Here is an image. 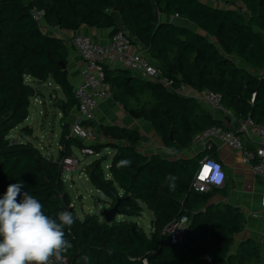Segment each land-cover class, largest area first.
Instances as JSON below:
<instances>
[{
	"label": "trees",
	"instance_id": "16d2710c",
	"mask_svg": "<svg viewBox=\"0 0 264 264\" xmlns=\"http://www.w3.org/2000/svg\"><path fill=\"white\" fill-rule=\"evenodd\" d=\"M221 4V5H220ZM33 7L45 11V26L57 31L118 27L113 11L119 13L124 29L165 77L200 91L221 95L223 108L236 118H250L264 125V0H0V198L10 184L23 182L44 205L46 215L55 217L70 211L75 219L65 228L72 244L66 254L70 264H264L258 241L247 238L233 250L235 236L243 232L245 218L240 207L227 202L211 203L212 188L199 192L193 180L204 155L165 158L146 155L139 149L145 141L140 131L100 124L99 145H84L66 122L77 106L69 80L70 50L58 34L46 33L32 16ZM157 11L185 19L198 27L161 21ZM218 45L221 47L219 48ZM241 61L242 63H238ZM105 81L112 98L134 119L152 124L167 148L180 153L193 146L195 137L212 126L224 123L196 98L178 94L162 83L143 80L125 68L105 66ZM37 84L50 78L62 89L64 115L60 138V159L43 154L32 142L9 137L11 130L29 116L31 99L40 94ZM91 146L99 153L111 148L110 178L102 168L107 157L97 158L85 169L99 179L93 184L119 202V215L140 216L143 205L153 213L152 230L147 234L136 222H110L97 214H77L63 179L60 160L73 154V147ZM94 149V150H95ZM130 159L131 166H120ZM177 177L170 190L166 177ZM106 180L113 191L104 188ZM118 186L120 191L117 189ZM19 199V198H18ZM110 207V208H111ZM182 215L188 229L173 243L167 227ZM264 247V237L262 239Z\"/></svg>",
	"mask_w": 264,
	"mask_h": 264
},
{
	"label": "built area",
	"instance_id": "2783aa9c",
	"mask_svg": "<svg viewBox=\"0 0 264 264\" xmlns=\"http://www.w3.org/2000/svg\"><path fill=\"white\" fill-rule=\"evenodd\" d=\"M31 12L34 20L46 33L58 34L59 31L56 28H47L45 26V11L43 9L33 7ZM66 42L71 49H75L79 53L81 59L86 64V70L81 82L73 88L79 115L85 121L95 120L96 110L100 103L111 97V86L105 81V66L110 68H125L143 80L162 83L165 87L178 94L198 99L210 111L223 108L220 94L208 89L200 91L185 83L174 86L175 81L169 77H165L144 51L131 52L133 46L132 38L124 28L114 32L108 42H102L86 34L73 35ZM258 74L264 75V69L259 71ZM240 132L248 134L249 137L256 136L258 138V147L244 152L245 161L264 180V125L257 124L248 118L245 119L244 124L239 129ZM239 133L219 126H212L197 135L194 143H204V150H213L214 141H219L235 151H244L245 144ZM72 134L81 140L93 138V131L85 128L78 122L72 124ZM79 150L83 156L98 155L91 146H85ZM80 163L81 159L75 153L70 156H64L60 161L62 174L65 171L72 172L78 169ZM217 165L219 166L218 171L222 173V179L219 183L212 179L216 173ZM206 166L210 171L207 173L206 178L202 179L201 177L204 174ZM225 182L226 174L223 164L213 157H202L199 161V169L193 180V188L199 192H208L212 188L224 186ZM261 205L264 213V194L261 199ZM254 216L258 217V214H254ZM188 223L189 219L186 215H182L179 219L170 223L167 227V232L173 243L178 242L181 236L186 233ZM49 264L70 263L62 255L59 257L53 255L49 258ZM144 264H147L146 260Z\"/></svg>",
	"mask_w": 264,
	"mask_h": 264
},
{
	"label": "crops",
	"instance_id": "0c3cea01",
	"mask_svg": "<svg viewBox=\"0 0 264 264\" xmlns=\"http://www.w3.org/2000/svg\"><path fill=\"white\" fill-rule=\"evenodd\" d=\"M112 14L114 16L117 26L124 28V25H123V22L121 20L119 13H117L116 11H113ZM157 15L159 17V20L161 21H170L174 23H180L193 30H198V27L195 26L193 23L189 22L188 20L179 19L174 16H168L160 12H158ZM76 34H86L96 39H99L102 42H108L113 32L111 28H100L99 29V28H91L88 26H82L79 30H76V31L58 32V35L62 37L63 39H65V42L68 38ZM69 50H70V54H69V63H68V73H69V80L74 88L77 84L81 82L84 72L86 70V64L81 59L79 53L75 49H71L69 47ZM139 50L143 51L138 41L134 40L133 46L131 48V52H136ZM237 60L238 59H236V61ZM238 63L241 64L242 62L238 60ZM29 81L33 83V85H35L40 92L39 95L31 99V103L33 102L36 108L35 118L39 119L40 118L39 115L41 116L40 128H43L42 138L45 140V138H47L48 135L51 134L52 125L50 123L49 127H47L46 129L45 120L48 119V117L50 116L49 114H47V112L49 111L48 109H46V112H45V92L43 91V87H45L46 83H49L50 85L55 84L56 87H54V89L57 90L59 86L54 82L52 78H50L47 82L42 83V84H37V81L34 80L33 78H30ZM49 97H50V100L52 101L53 96L50 95ZM59 101H61V103L57 106V110L61 112V116H59V118L61 122L60 129H61V134H62V118L64 115V109L62 108L61 104H62V101L64 102L66 101V96L64 92H63V97H59ZM38 106H41V109H40L41 111H39V115H38ZM210 112L215 118L223 121L224 129L232 130V131H235L236 133H239V129L242 127V125L245 122L244 119L236 118L234 115H232L231 112L227 111L225 108L216 109ZM106 116H108L109 117L108 120H111V121L105 120ZM29 119H30V107H29V116L22 124L29 122ZM66 122L70 124L71 129H72V124L76 122L80 123L87 129H90L87 126H90V124L93 122H97V125L98 124L121 125V126H125L128 128L140 131L141 134L143 135L146 134V136H148V134L147 133L144 134L145 131H143V129H146V131L147 130L150 131L152 137L150 139L148 138L147 140L143 141L139 146V149L143 151V153H145L146 155L160 154L165 158L175 159L177 157H185V158L189 157L190 158V157L197 155L198 153H203L204 155L202 157L210 156L218 160L219 162L223 164L224 171L226 174V182L224 186L218 187V188L222 190L227 189V195L224 196L222 193H215L212 195L210 202L211 203L227 202L234 206L240 207L244 215V218H245V228L243 232L235 236L236 241H235L233 250H236V247L239 244V242L247 238H252L258 241L259 244L260 242H262V239L264 237V213L262 211L261 199L264 194V180L257 173H255L252 167L249 165V163L245 161V153H244L246 150H254L258 147L259 140L256 136L249 137V135L246 133H242V132L239 133L242 136L244 144H245L244 151H235L231 149L229 146H227L226 144H223L219 141H214L213 150H207V149L204 150V147H205L204 143L197 142V143H194L191 148L185 149L180 153L173 152L171 155H167L164 152V149L167 147L165 146L161 136L156 132L152 124L143 119L132 118L125 111L124 107L120 105L118 102H116L112 98V96L100 103L99 107L96 110L95 120L85 121L84 119H82L79 115L77 106H75L69 112ZM22 124L18 125L16 128L11 130L9 137L13 140L18 139V141H22V142L29 141L33 143L31 138L33 137L38 138V136L34 135L35 133L34 125L35 124L33 125V124L28 123L27 125L21 127L17 135H13V131L17 128H20ZM140 125H142V127H140ZM52 133H54V130ZM61 134L58 140L59 154L56 156L52 152L51 144L49 143L48 138L46 141L40 140L43 145L40 148H38L34 143L33 144L43 154L50 155L54 158V160H58L60 159V153H61V145H60ZM154 141H155L156 146H152ZM141 145H144V148H141ZM45 148H47L49 151L45 152ZM72 149H73V154H74L75 153L74 150L77 149V147H73ZM106 161H109V160H106ZM91 162L92 161L84 162V164L82 165L83 168L81 167V170L86 171L84 170L85 166H88ZM110 162L111 160L108 163V168L110 167ZM109 174H110V171H109ZM66 188H67V185H66ZM77 214L79 215V213ZM254 214H258V217H255ZM137 224L139 225V223Z\"/></svg>",
	"mask_w": 264,
	"mask_h": 264
},
{
	"label": "clouds",
	"instance_id": "9594fccd",
	"mask_svg": "<svg viewBox=\"0 0 264 264\" xmlns=\"http://www.w3.org/2000/svg\"><path fill=\"white\" fill-rule=\"evenodd\" d=\"M171 155L174 149L165 148ZM130 159L121 160L120 166H131ZM212 179L219 183L222 173L218 171ZM170 190H175L177 177H166ZM23 182L10 184L0 198V264H49L53 255L68 253L72 244L65 238V228H70L74 216L64 210L55 217L46 215L44 205L29 192H22ZM19 198V199H18ZM83 264H91V257L81 256Z\"/></svg>",
	"mask_w": 264,
	"mask_h": 264
},
{
	"label": "rangeland",
	"instance_id": "374dc122",
	"mask_svg": "<svg viewBox=\"0 0 264 264\" xmlns=\"http://www.w3.org/2000/svg\"><path fill=\"white\" fill-rule=\"evenodd\" d=\"M157 13H158V11H157ZM54 87H56L55 84L50 85L49 83H46L45 87H43V91L45 92V112H46V109H48L49 111L47 112V114H49V116H50V117H48V119L45 120L46 121V123H45L46 129H47V127H49L50 123L52 125L51 134H49L47 138L49 139V143L51 144L52 152L56 156L59 154L58 140H59V137L61 134V129H60L61 128V122H60V118H59V116H61V112L59 110H57V106L61 103V101H59V97H63V91L59 87L57 88V90H55ZM50 95L53 96L52 101L50 100V97H49ZM39 98H41V97H39ZM35 109H36L35 105L32 102L30 105L29 122H26L25 124H22L20 126V128L15 129L13 131V135H17V133L20 131L21 127L27 125L28 123L33 124V125L35 124L34 125V128H35L34 135L38 136V138L33 137V138H31V140L33 141V143L38 148H40L43 146L40 140H44L42 138L43 128H40L41 116L39 115V111H41L40 110L41 106H38V115L40 117L39 119L35 118L36 117L35 116ZM105 118H106L105 120H108L109 117L106 116ZM108 121H111V120H108ZM99 125L100 124L97 125V122H93L90 124V126H87L88 128H90V130L93 131V138L89 139V140H83L82 139L81 142H83L84 145L96 146V145H99V143H101L102 141H104L102 136L99 135V133L97 132ZM140 127H142V125H140ZM148 127H150V126H148ZM53 130H54V133H52ZM143 131H145L144 134L147 133L149 136L148 137L145 134V140H147L148 138L150 139L152 137L150 131H148V130L146 131V129H143ZM20 135H19V137H20ZM47 138H45L44 141H46ZM152 146H156L155 141H154ZM141 148H144V145H141ZM41 149H43V148H41ZM46 151H49V150L47 148H45V152ZM74 151H75V155L81 159L80 166L78 167V169H75L72 172L65 171L63 173V177H64L65 183L67 185L68 191L70 192V195L72 196V199H73L72 205L74 206L75 210L77 211V213H79L80 216H83L86 213H91V214H97L101 218H103L102 212H103V210L111 207L112 199L109 196H107L103 190L98 189V187L93 184V182L89 178L87 172L82 171L81 167L84 164V162L94 161L97 158L107 157V160L110 161L112 156H113L114 151L111 148L105 147V148H101L98 155H86V156H83L80 153V150L78 148L75 149ZM95 151H96V149H95ZM109 161L105 160L102 163V168H103V171H104L105 176L107 178L110 177L109 176L110 170L108 168ZM116 187L120 191V188L118 186H116ZM142 205H143V212L141 213L140 216L117 215L116 219L117 220H126V221H135V222L139 223V226L146 233L150 234L151 228H152L151 227V224H152L151 221L154 218V215L148 209V207L145 204H142ZM260 253L264 257V247L262 245V242H260Z\"/></svg>",
	"mask_w": 264,
	"mask_h": 264
},
{
	"label": "water",
	"instance_id": "95a60500",
	"mask_svg": "<svg viewBox=\"0 0 264 264\" xmlns=\"http://www.w3.org/2000/svg\"><path fill=\"white\" fill-rule=\"evenodd\" d=\"M15 142L18 141V139H14ZM89 178H96V179H99L98 176H95L93 174V171L91 170L90 173H89ZM100 183L101 185L106 188L107 190L109 191H113L110 184L106 181V180H102L100 179ZM119 202H117L113 207L111 208H108V209H105L103 210L102 212V216L103 218L105 219V221L107 222H110L111 220H113L115 217H117V215H119Z\"/></svg>",
	"mask_w": 264,
	"mask_h": 264
},
{
	"label": "snow or ice",
	"instance_id": "6c2138e0",
	"mask_svg": "<svg viewBox=\"0 0 264 264\" xmlns=\"http://www.w3.org/2000/svg\"><path fill=\"white\" fill-rule=\"evenodd\" d=\"M210 171V169L209 168H207V166L205 167V169H204V174L202 175V179L203 178H206V176H207V173Z\"/></svg>",
	"mask_w": 264,
	"mask_h": 264
}]
</instances>
